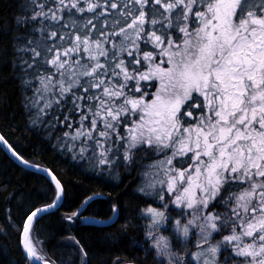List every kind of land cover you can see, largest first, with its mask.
Wrapping results in <instances>:
<instances>
[{
  "label": "snow or ice",
  "instance_id": "6c2138e0",
  "mask_svg": "<svg viewBox=\"0 0 264 264\" xmlns=\"http://www.w3.org/2000/svg\"><path fill=\"white\" fill-rule=\"evenodd\" d=\"M23 11L8 31L0 18V61L10 36L13 67L39 83L25 106L43 101L48 126L99 166L155 157L136 189L158 199L139 211L155 264H264V0H25ZM47 174L55 200L20 229L27 264H55L32 236L64 195ZM169 225L171 241L158 234ZM67 246L84 264V245Z\"/></svg>",
  "mask_w": 264,
  "mask_h": 264
},
{
  "label": "trees",
  "instance_id": "16d2710c",
  "mask_svg": "<svg viewBox=\"0 0 264 264\" xmlns=\"http://www.w3.org/2000/svg\"><path fill=\"white\" fill-rule=\"evenodd\" d=\"M24 4L25 0H0L5 31L13 26L16 16L26 14ZM10 39V36L4 38V50L9 55L0 61V133L22 159L49 169L64 189L59 207L42 214V219L34 225L33 240L39 241L38 247L55 264H70L73 258L80 264L78 250L73 252L67 246L71 236L88 252L84 264H155L157 259L163 260L155 255L151 241L145 237L147 222L139 218L140 209L158 204V199L136 190L141 186L143 162L128 171L123 166H99L98 161L90 158L91 149L83 158L79 149L65 151L60 143L68 129L59 125L55 129L49 127L50 117L40 115L39 120H33L34 108L25 106L26 97L39 95L34 96L39 83L13 67ZM22 80H31L32 87ZM95 194L101 196L92 198L81 209L86 198ZM54 199L55 187L46 177L20 167L0 148V264H27L19 247L24 213L33 206L49 205ZM113 206L118 214L109 226L82 221L88 217L108 218ZM77 210L79 218L68 221L66 217ZM126 221L131 226L122 231Z\"/></svg>",
  "mask_w": 264,
  "mask_h": 264
},
{
  "label": "water",
  "instance_id": "95a60500",
  "mask_svg": "<svg viewBox=\"0 0 264 264\" xmlns=\"http://www.w3.org/2000/svg\"><path fill=\"white\" fill-rule=\"evenodd\" d=\"M0 147L3 149V151H4V152L10 157V159H11L14 163H16L17 165L21 166L22 168L28 169V170H30V171H33V172L39 173V174H41V175L47 177V178L51 181V183L54 185V187H55V182L51 180V177H50V176H48L47 173L50 172V171H49L46 167H43V166H40V165H36V164H33V163H29V162H27V161H26L27 163H21V162L18 161L15 157L12 156L11 152H9V151L7 150L6 147H4V146H2V145H0ZM44 170H47V171H44ZM62 198H63V196H62ZM62 198H61V200L57 203V206L54 207V208H51V209L49 210V212H50V211H53V210H55V209H57V208L59 207V205H60V203H61V201H62ZM51 204H52V203H51ZM44 206H46V205H44ZM41 207H43V206H41ZM42 214H44V213H42ZM117 214H118V212L113 213L111 219L108 218L107 220L96 219V218H89V217H88V218H86V222H87V223H90V224H93V225L109 226V225H111L112 223H114V221H115L116 218H117ZM20 240H21V235H20V237H19V247H20L21 252H22V253L24 254V256H25V253H24V250H23L22 244L20 243ZM25 257H26V256H25ZM32 264H37V262H36V261H33ZM125 264H130V263H125Z\"/></svg>",
  "mask_w": 264,
  "mask_h": 264
},
{
  "label": "rangeland",
  "instance_id": "374dc122",
  "mask_svg": "<svg viewBox=\"0 0 264 264\" xmlns=\"http://www.w3.org/2000/svg\"><path fill=\"white\" fill-rule=\"evenodd\" d=\"M38 97V95L36 96V97H33L32 99L34 100V99H36ZM43 106V101H41L39 104H37V105H35L33 108H34V116H33V120H39L40 119V114L38 113V109L40 108V107H42ZM75 144V148H72V150H69V147L72 145V144ZM63 146L64 147V149H65V151L66 150H68V151H73V149L74 150H77V149H80V146H81V143H80V141H75V142H73V141H71L70 139L69 140H67V144H65V138L64 139H62L61 140V143H60V146ZM90 151H92V150H90ZM91 154H93L92 152H91ZM92 156H90V158H91ZM92 159V158H91ZM145 159L146 158H143L141 161L143 162V164H142V167H141V172H142V174L144 173V171L147 169V166H148V164L149 163H151L152 162V160H154L155 159V157H153V159L152 160H149L148 158H147V160L145 161ZM94 162H97V160H95L94 159ZM149 171H154V170H149ZM152 177L151 176H148V177H145L144 175H142V180H141V183H140V185L142 186L147 180H149V179H151ZM146 207H148V206H146ZM145 207V208H146ZM75 218V217H74ZM81 219V218H80ZM82 221H86V218H83L82 219ZM72 222V221H71ZM147 223H148V221H146ZM159 235H163V236H165V237H167L170 241L172 240V229H171V226L169 225L168 227H167V229L166 230H164V231H162V232H160V233H158ZM217 239H219V237L217 238Z\"/></svg>",
  "mask_w": 264,
  "mask_h": 264
},
{
  "label": "bare ground",
  "instance_id": "6f19581e",
  "mask_svg": "<svg viewBox=\"0 0 264 264\" xmlns=\"http://www.w3.org/2000/svg\"><path fill=\"white\" fill-rule=\"evenodd\" d=\"M0 135H2L1 133H0ZM1 148V147H0ZM2 149V148H1ZM3 150V149H2ZM6 154V153H5ZM7 155V154H6ZM8 156V155H7ZM9 157V156H8ZM10 158V157H9ZM24 160V159H23ZM25 161V160H24ZM21 167V166H20ZM25 169V168H24ZM26 170H28V169H26ZM49 170V169H48ZM30 171V170H29ZM50 171V170H49ZM31 172H33V171H31ZM51 172V171H50ZM34 173H36V172H34ZM39 174V173H38ZM41 175V174H40ZM45 177V176H44ZM47 178V177H46ZM48 179V178H47ZM49 180V179H48ZM50 181V180H49ZM51 182V181H50ZM62 185V184H61ZM54 186V185H53ZM63 187V186H62ZM64 196V195H63ZM101 195H98V194H95V195H92V196H90L91 198H96V197H100ZM63 199V198H62ZM55 200V199H54ZM88 201H90L89 200V197L88 198H86V200L84 201V203L82 204L83 206H81V209L87 204V202ZM62 202V201H61ZM51 203H53V201L51 202ZM50 203V204H51ZM61 204V203H60ZM41 207V206H40ZM56 210V209H55ZM54 211V210H53ZM51 212V211H50ZM48 213V212H47ZM112 214H113V211L111 212V215L108 217V218H110V217H112ZM42 215V214H41ZM91 218H94V217H91ZM108 218H105V219H102V220H107ZM96 219H100V218H96ZM84 223H87L86 221H83ZM88 224H90V223H88ZM91 225H93V224H91ZM96 226H99V225H96ZM24 255V254H23ZM25 257V256H24ZM25 259H26V257H25ZM125 264V263H124Z\"/></svg>",
  "mask_w": 264,
  "mask_h": 264
}]
</instances>
